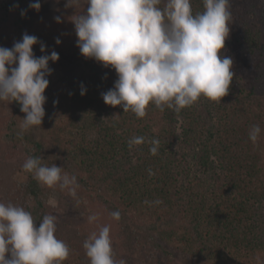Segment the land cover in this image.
<instances>
[{"label":"trees","instance_id":"obj_1","mask_svg":"<svg viewBox=\"0 0 264 264\" xmlns=\"http://www.w3.org/2000/svg\"><path fill=\"white\" fill-rule=\"evenodd\" d=\"M30 3L1 1L0 47L12 48L22 40L23 36L13 40L8 26L11 14H21ZM191 7L193 14L205 10L203 0H191ZM229 11L230 33L222 50L233 59L229 94L219 101L201 96L179 112L150 104L143 118L129 110L136 120L133 128L121 121L102 122L100 139L90 145L96 153L101 150L99 158L119 165L111 168V178H102L101 185L93 184L88 172L62 162L59 152L21 128L26 114L19 102L0 100L7 131L0 143V161L8 166L23 146L42 164L62 162V171L76 176L75 195L56 185L61 193L57 208L48 204L52 187L34 178L19 183L13 172L0 176V202L23 207L37 227L45 215L56 216L55 235L70 249L62 264H90L83 247L88 237L66 214L74 196L77 208L89 201L101 204L110 215L119 211L118 236L129 258L143 257L155 264L161 256L178 251L196 264H264V0H229ZM30 35L46 46V52H41L40 43L34 46L37 57L54 50L59 60L62 55L73 56L81 65L97 69L103 79L117 76L113 68L83 56L77 42L40 27ZM59 60L49 62L52 73L45 95L71 97ZM253 125L262 130L256 143L249 138ZM141 136L145 142L129 148L128 141ZM153 140L159 141L156 155L150 152ZM57 211L68 220L61 221Z\"/></svg>","mask_w":264,"mask_h":264},{"label":"clouds","instance_id":"obj_2","mask_svg":"<svg viewBox=\"0 0 264 264\" xmlns=\"http://www.w3.org/2000/svg\"><path fill=\"white\" fill-rule=\"evenodd\" d=\"M81 3L88 5L86 14L71 17L81 54L113 68L118 76L114 88L102 93L107 105L122 106L124 112L143 118L150 104L179 112L201 96L219 101L229 94L233 59L222 54L230 33L229 0H203L205 10L196 14L191 0H68L66 7ZM29 7L39 11L41 4L36 0ZM55 19L61 22L59 16ZM38 43L36 36L25 33L12 48L0 47V100L19 102L26 114L23 130L42 125L47 77L52 73L49 62L59 60L54 50L37 57L33 48ZM40 48L46 52L43 43ZM85 92L82 86L81 94ZM261 131L259 125L249 130L253 143ZM144 142L142 136L133 137L128 145ZM150 143L156 155L159 141ZM23 169L38 182L59 185L75 195L76 176L61 166L49 167L30 156ZM111 216L120 219L119 211ZM97 219L95 214L88 217L90 223ZM55 232L56 216L45 215L37 227L23 207L0 202V264H62L70 249ZM83 247L90 264H125L114 259L109 226L93 232Z\"/></svg>","mask_w":264,"mask_h":264},{"label":"rangeland","instance_id":"obj_3","mask_svg":"<svg viewBox=\"0 0 264 264\" xmlns=\"http://www.w3.org/2000/svg\"><path fill=\"white\" fill-rule=\"evenodd\" d=\"M34 2L36 0H31V3ZM39 2L41 4L39 11L28 7L24 11V15L17 12L11 14L8 30L13 40L25 33L30 35L36 27H40L50 33L61 35L67 41L77 42L78 37L71 17L86 14L88 5L81 3L78 8L66 7L68 0H39ZM57 16L61 18V22H57L55 19ZM59 64L63 79L71 87V97L66 94L49 97L45 95L47 100L44 105L45 116L42 125L33 126L27 131L31 132L36 140L59 152L62 162L67 161L72 169L80 173L88 172L91 182L101 185L102 178H107V181L108 178H111L109 173L117 163L113 166L109 159L99 158L98 154L101 150L96 153L90 143L100 139L101 131L99 129L104 126L102 122L121 121L133 128L136 120L134 121L131 117L132 113L124 112L122 106L112 107L107 105L102 98V93L114 88L116 75H113L111 79H103L97 69H93L90 65L83 66L77 58L69 55H62ZM82 86L86 89L83 95L81 94ZM4 122V118L0 116V143L7 135ZM70 148H73L74 152L70 153ZM28 157L30 155L26 148L21 146L8 160V166L0 161V176H7L13 172L19 183L28 182L33 178L32 173L23 169V164ZM62 162L55 164L61 166ZM118 165L119 163L116 167ZM40 185L44 186L42 183ZM82 196L84 197V194ZM76 197L74 196L73 201L69 203L66 214L68 213V217L70 216L72 220L71 223L79 229L80 233L89 238L93 232L98 234L101 226H109L114 259L117 262L123 260L125 264H154L149 263L147 258L127 257L121 249V240L118 236L119 227L116 220L97 202L84 201L79 203L78 208L75 207ZM60 199V191L56 186H53L48 195V204L52 208H57ZM57 213L61 221L68 220L62 217L61 211H57ZM262 213L264 214V210ZM94 214L98 216V219L90 223L88 217ZM190 260L185 253L172 251L171 257L161 256L155 264H196Z\"/></svg>","mask_w":264,"mask_h":264}]
</instances>
